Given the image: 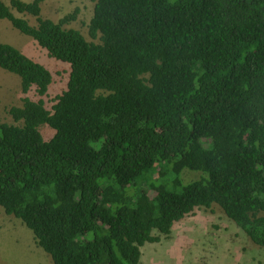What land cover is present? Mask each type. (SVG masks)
Returning <instances> with one entry per match:
<instances>
[{
	"label": "trees",
	"instance_id": "trees-1",
	"mask_svg": "<svg viewBox=\"0 0 264 264\" xmlns=\"http://www.w3.org/2000/svg\"><path fill=\"white\" fill-rule=\"evenodd\" d=\"M44 1L0 0V19L70 64L51 108L25 96L17 124L0 121L6 213L53 264H142L156 232L213 204L264 247V0H97L98 41L65 27L78 11L44 17ZM0 67L24 94L54 82L1 38Z\"/></svg>",
	"mask_w": 264,
	"mask_h": 264
},
{
	"label": "rangeland",
	"instance_id": "rangeland-1",
	"mask_svg": "<svg viewBox=\"0 0 264 264\" xmlns=\"http://www.w3.org/2000/svg\"><path fill=\"white\" fill-rule=\"evenodd\" d=\"M11 4V0H4ZM30 2L31 0H25ZM97 0H45L42 15L55 21L78 11L76 19L65 27L80 30L88 40L93 39L89 32ZM16 15L37 25L35 16L20 13ZM0 38L24 51L38 62L46 65L54 75L48 94L41 97L34 89L29 94L22 91L21 78L0 67V121L17 124L10 114L12 106H22L25 96L38 100L43 98L48 108L66 88L69 80L70 64L49 55L30 35L20 31L8 19H0ZM41 131L48 140L55 129L43 124ZM202 172L186 169L185 179L193 180ZM147 187V184H143ZM133 190V189H131ZM149 194L154 195L149 189ZM264 215V212L261 213ZM160 236L157 242L142 246V264H263L264 247L256 244L235 221L230 219L221 206L199 207L192 214L175 223L171 234ZM0 264H53V259L38 243L34 232L24 221L6 213L0 206Z\"/></svg>",
	"mask_w": 264,
	"mask_h": 264
}]
</instances>
